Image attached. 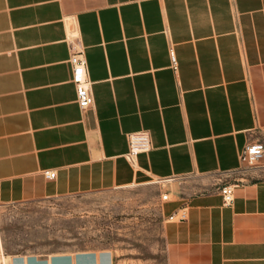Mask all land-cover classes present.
<instances>
[{
	"label": "crops",
	"instance_id": "1",
	"mask_svg": "<svg viewBox=\"0 0 264 264\" xmlns=\"http://www.w3.org/2000/svg\"><path fill=\"white\" fill-rule=\"evenodd\" d=\"M94 102L70 81L67 20ZM174 55L176 64L171 62ZM152 147L125 153V134ZM264 0H0V207L168 182L150 264H264ZM54 170L53 178L44 176ZM235 183L234 200L220 187ZM181 208L187 218L168 221ZM112 248L9 252L0 264H118Z\"/></svg>",
	"mask_w": 264,
	"mask_h": 264
},
{
	"label": "rangeland",
	"instance_id": "2",
	"mask_svg": "<svg viewBox=\"0 0 264 264\" xmlns=\"http://www.w3.org/2000/svg\"><path fill=\"white\" fill-rule=\"evenodd\" d=\"M167 184L155 181L5 204L0 207L5 249L44 253L112 248L118 264L155 263L164 244L161 194L168 191Z\"/></svg>",
	"mask_w": 264,
	"mask_h": 264
},
{
	"label": "built area",
	"instance_id": "3",
	"mask_svg": "<svg viewBox=\"0 0 264 264\" xmlns=\"http://www.w3.org/2000/svg\"><path fill=\"white\" fill-rule=\"evenodd\" d=\"M66 40L69 45L68 62L71 66L70 81L74 86L75 101L81 110H86L93 105L94 97L92 90L93 81L89 77L85 49L80 42L76 28L68 30ZM171 62L173 66L176 64L173 54H171ZM125 136L128 147L125 157L131 163L135 162L138 153L148 152L152 147L150 133L146 129L131 131L126 133ZM239 159L242 164L248 165H253L264 159V142L255 140L246 143L239 151ZM44 176L46 178H53L55 176V171L45 170ZM235 185V183H226L220 187L219 191L223 204L230 205L233 202ZM167 198V192L161 194L162 200H166ZM186 218V209L181 208L170 213L166 219L168 221H179Z\"/></svg>",
	"mask_w": 264,
	"mask_h": 264
},
{
	"label": "water",
	"instance_id": "4",
	"mask_svg": "<svg viewBox=\"0 0 264 264\" xmlns=\"http://www.w3.org/2000/svg\"><path fill=\"white\" fill-rule=\"evenodd\" d=\"M67 26L69 30H72L74 28L72 19L67 20Z\"/></svg>",
	"mask_w": 264,
	"mask_h": 264
}]
</instances>
